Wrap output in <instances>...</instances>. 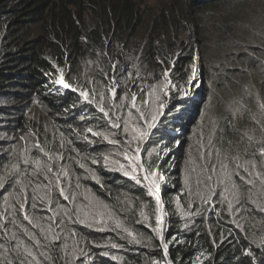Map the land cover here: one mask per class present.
I'll return each instance as SVG.
<instances>
[{
	"label": "trees",
	"instance_id": "obj_1",
	"mask_svg": "<svg viewBox=\"0 0 264 264\" xmlns=\"http://www.w3.org/2000/svg\"><path fill=\"white\" fill-rule=\"evenodd\" d=\"M244 1L166 0L150 17L135 0H0V264L31 260L25 247L40 264H264V180L256 175L264 178V14H235ZM257 1L264 9V0ZM89 12L97 19L94 27L87 23ZM145 28L146 39L137 42ZM182 34L193 36L185 44L186 58L175 61ZM199 39L210 73L205 109L196 116L198 104L180 93L195 81L185 67L194 62ZM140 53L144 58L134 59ZM172 62L176 86L166 108L176 104L153 139L137 144L143 169L164 178L157 193L166 226L164 235L148 232L146 241L134 243L131 233L142 227L139 213L151 200L142 178H122L111 164H100L104 148L93 133L114 131L95 90L107 94V86L115 87L104 112L112 123L124 121L132 95L138 100L145 83L158 90ZM61 78L68 88L57 83ZM118 96L123 110L115 105ZM213 104L220 109L210 110ZM36 160L53 169L48 175L72 199L52 188L51 210L39 200L31 206L32 189L47 183ZM221 164L239 173L232 177L237 188ZM17 180L32 182L27 214L44 229L56 217L59 240L52 234L45 240L41 227L23 220L20 197L9 195L19 191Z\"/></svg>",
	"mask_w": 264,
	"mask_h": 264
},
{
	"label": "rangeland",
	"instance_id": "obj_2",
	"mask_svg": "<svg viewBox=\"0 0 264 264\" xmlns=\"http://www.w3.org/2000/svg\"><path fill=\"white\" fill-rule=\"evenodd\" d=\"M136 5L147 11L150 17H153L159 9L164 5L166 0H135ZM262 13L264 14V9L262 4L257 0H245L244 2L239 3L238 9L236 10L235 14H248V13ZM234 14V13H233ZM87 23L89 27H94L96 24V17L92 12H89L86 15ZM147 29H143L137 38V42L143 41L146 39ZM173 36V35H172ZM193 34L190 35H180L177 41V44L174 46L175 51V61L178 57L186 58L185 55V44L188 43L189 39L192 38ZM213 44L217 45L218 41L215 40ZM202 42L199 39V45L194 46V51L196 55H194L193 60L194 62L191 64L189 61L185 67V71L189 72L190 75H194V80H190L188 84L183 85V89L180 93L181 98L191 99L193 100L192 103L198 104V110L196 111V116L200 115L204 112L205 106L204 103L207 100V90L209 86V62L208 56L206 55V47L204 48L205 52V64L203 60V53H202ZM142 59L144 58V53H140L136 55L134 59H137L141 56ZM213 56V54H212ZM215 59V58H214ZM218 60V59H217ZM175 63H171V67L165 68V71H169V79L171 84L174 87H168L165 89L163 85L166 83L164 79H160L158 81L159 89L156 90L153 85L150 83H145L141 86L138 96V100L135 101L136 108H132L127 111L125 120L122 121V117L117 121L116 124L119 127H112V122L108 119V115L106 119L109 122V130L113 128V133L107 134L104 133V129H96L93 134V139L95 144L101 146L104 149H100L99 156H100V164H111L112 168L117 170L118 173L122 174V178H129L133 175L136 176L137 179H143L144 182L142 183V190L146 192V197L148 200H151L149 208L145 207L141 209L138 217L137 223L142 226L141 228H136L134 232L131 233V237L133 242H141L146 241L148 232H158L161 235H164L163 230L166 226L165 212L164 206H162V195L157 193V188L164 182V178L160 175H155L152 177L148 171L145 169H141L137 167V165H141L140 154L141 151H137V144L145 138L148 137L147 142L151 141L154 137L152 133L154 130H157L159 127L165 126V121L167 117L170 115L172 108L175 106L176 103L171 102L169 108H166L167 99L170 98L173 89L176 86L174 79L170 78V75L174 69ZM63 87V85H60ZM107 94L96 89L95 92L97 94V99H99L101 106L104 109H107L110 104L113 103L114 97L112 92L110 91L109 87H106ZM165 91H167V95H165ZM116 96V95H115ZM147 101V103H145ZM165 104L162 112L158 115L157 120L155 121V127L149 129L147 124L151 122V116L154 110H159V104ZM115 105L120 107L121 110L124 109L125 104L119 101V96L116 100ZM140 109L141 112L144 113L145 118L140 117V112L137 111ZM219 106L213 104L210 107V110H214L216 112ZM131 113V116L129 115ZM102 116V113L99 114ZM135 129H139L142 132H148L146 136L143 138L140 137L139 132L135 131ZM121 130V133L119 131ZM123 133V136H122ZM160 134V130H158ZM125 136V137H124ZM127 137V138H126ZM110 141H115V143H110ZM178 148L176 147V150ZM152 150V149H151ZM153 152V150H152ZM139 157V160L135 158ZM133 167L136 168L135 172H133ZM125 172L128 175H125ZM148 175V180H145V175ZM155 180L154 184H151L149 181ZM159 195L160 197V204H157L156 196ZM178 201V198H176ZM98 208V207H97ZM95 214V218H98L96 222H99V214L100 211L96 209L93 211ZM108 216L112 217L111 214ZM159 218V220H158ZM144 264H172L168 259L164 262H153V261H145Z\"/></svg>",
	"mask_w": 264,
	"mask_h": 264
},
{
	"label": "snow or ice",
	"instance_id": "obj_3",
	"mask_svg": "<svg viewBox=\"0 0 264 264\" xmlns=\"http://www.w3.org/2000/svg\"><path fill=\"white\" fill-rule=\"evenodd\" d=\"M163 76H164V80L166 81V83L163 85V87L165 89H167L168 87H174L172 84H171V81L169 79V71H165L163 73ZM57 83L63 85L64 88H68L69 85L67 83L64 82L63 78H61L59 81H57ZM110 91L112 92V95L113 97H115L116 95V89L115 87H113L112 89H110ZM82 96L85 97V99H87V94L86 93H81ZM165 95H167V91H165ZM132 99V107L133 108H136V96L135 94L132 95L131 97ZM145 103H147V101H145ZM165 107V104L161 103L159 104V110H154L153 113H152V116H151V122H149L147 124V127L149 129L151 128H154L155 127V121L157 120L158 118V115L160 114V111L163 110V108ZM100 111L104 113L105 116L108 115L107 112H104V108L101 107L100 108ZM138 112H140V117L141 118H145L144 116V113L140 111V109H137ZM129 115L131 116V113H129ZM112 127H119L118 124L116 123H113L112 124ZM88 131H92L91 129H89ZM135 131L139 132V135L141 138H143L144 136H146L148 133L147 132H142L140 131L139 129H135ZM94 135L96 133H93ZM110 143H115V141H110ZM39 146V145H37ZM41 151H43V149H41ZM138 151V149H137ZM260 155L261 156H264V147H261L260 148ZM45 155H47V153H45ZM136 160H139V157H136L135 158ZM24 163L27 164L29 163V161L27 159L24 160ZM35 165H36V168L39 170V171H42L45 173L44 175V180L47 181V183H38L36 184V186L32 189V197L31 199L34 201L33 204L31 205L33 208H36L37 207V204L35 203L36 200H39L41 203H46L49 207V210H51V206H52V198L50 196V191L52 190V188H55L58 192H59V195L62 196L65 200H69V199H72V197L69 195V194H66L65 192V189L63 187L60 186V183H59V180L58 179H54L52 176H49L48 174L49 173H52L53 172V169L51 167H48V166H43L41 167V164H40V161L39 160H36L34 161ZM249 164L251 165L252 168H255L256 165L255 163H252L251 161H249ZM12 169L15 170V171H19L18 169V165L16 164H13L12 166ZM137 167L143 169V165H137ZM237 168H240V167H243V165L241 164H237L236 165ZM133 172H135L136 168L133 167ZM221 170L223 171L224 173V176L225 178L228 180L229 183H232L233 187L234 188H237L238 186L235 184V182L232 180V177L233 175H239L238 172H229L228 171V165L227 164H221ZM245 171H248L247 168L244 169ZM36 175H38L39 173L36 172L34 173ZM125 175H128L127 172H125ZM155 172H152L151 173V176L152 177H155ZM252 173L249 172V176H251ZM257 175V178H260L262 180H264V178H262L260 176L259 173L256 174ZM133 179H136V176L133 175L132 176ZM148 175L146 174L144 179L145 180H148ZM5 179H7V177H5ZM212 177L209 176L208 177V180H211ZM241 179H243V177H241ZM139 182V181H137ZM151 184H154L155 183V180H151L149 181ZM223 182V181H222ZM247 184H252L253 181L252 180H246L245 181ZM16 185L19 186V191L18 192H14V193H10L9 195H17L20 197V199L18 200V203H19V211L20 212H24V215H23V220H26L28 221L30 224H34V226L36 227H41L40 224H39V221L37 220V218L35 216L31 217L27 214L26 210H25V207L28 203V200H29V195H28V192H27V187L29 186V184H31L32 182L29 181L28 184H24L23 182L17 180L15 181ZM5 187V181L4 180H0V188H4ZM41 190H44V194L43 195H40V191ZM225 191H228V188H227V185H225ZM156 200H157V204L159 205L160 204V197L159 195L156 196ZM8 202V197H5V203ZM232 207V204L231 202H229V208ZM262 211H264V208L261 209ZM63 211V209H62ZM73 212L75 213L76 210H73ZM65 214H67L65 212ZM59 215V213H57V216ZM50 223H49V227L47 229H44L43 227H41V232L44 234V239L47 240L48 239V234H52V240L53 241H56V240H59V237L55 235L54 233V228H53V225L56 223V217H49L48 218ZM159 220V218H158ZM83 222V221H81ZM26 231V234H27V230ZM30 239H33L35 241V245L37 247H44V245L41 244L40 240L36 239L35 236H30ZM115 247V245H113ZM164 249H165V252H167V245H164ZM24 251L26 252L27 254V257H31V260H25V261H21V264H33V261H35V264H40V261L37 260L36 256L33 254L32 251H30L27 247H25ZM41 256L45 257V259H51L50 256H48L45 252H41L40 253Z\"/></svg>",
	"mask_w": 264,
	"mask_h": 264
}]
</instances>
